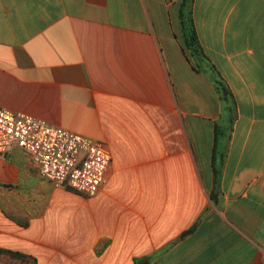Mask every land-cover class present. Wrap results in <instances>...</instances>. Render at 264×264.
<instances>
[{"label": "crops", "instance_id": "crops-1", "mask_svg": "<svg viewBox=\"0 0 264 264\" xmlns=\"http://www.w3.org/2000/svg\"><path fill=\"white\" fill-rule=\"evenodd\" d=\"M180 2L0 0V107L111 153L92 197L0 155V183L32 190L24 214L0 201V264H264V0L188 8L229 108L182 51Z\"/></svg>", "mask_w": 264, "mask_h": 264}, {"label": "built area", "instance_id": "built-area-1", "mask_svg": "<svg viewBox=\"0 0 264 264\" xmlns=\"http://www.w3.org/2000/svg\"><path fill=\"white\" fill-rule=\"evenodd\" d=\"M11 148L25 152L53 187L86 197L97 194L111 161L109 149L100 142L0 107V155Z\"/></svg>", "mask_w": 264, "mask_h": 264}, {"label": "trees", "instance_id": "trees-1", "mask_svg": "<svg viewBox=\"0 0 264 264\" xmlns=\"http://www.w3.org/2000/svg\"><path fill=\"white\" fill-rule=\"evenodd\" d=\"M192 0H182L180 3V19L183 28L184 44L182 51H187L194 61L193 69L204 75L208 80L215 86L217 92L220 95V98L226 104V107L229 108V93L225 89L222 80L216 74L213 66L208 63L207 58L205 57L200 45L198 44L196 34L192 28L191 21L185 18V8L189 7ZM14 257L22 258L14 254ZM23 259V258H22Z\"/></svg>", "mask_w": 264, "mask_h": 264}, {"label": "rangeland", "instance_id": "rangeland-1", "mask_svg": "<svg viewBox=\"0 0 264 264\" xmlns=\"http://www.w3.org/2000/svg\"><path fill=\"white\" fill-rule=\"evenodd\" d=\"M181 2H182V0H181ZM188 8L189 7L185 8V18L186 19H188ZM9 158L10 157H8V156H4L1 160L5 165H8L6 167H12L14 169H17V167L20 164H18L16 162L15 163L12 162V156H11V161ZM4 164H3V167H4ZM10 174L12 175L13 178H15L14 173H10ZM26 185L27 184L25 182H23L22 180L21 181H14V182H12V181L6 182L5 184L0 183V201H2L4 204L8 203V208H9L8 210H9L10 214H12V215L24 214L25 204L26 205L30 204L29 201H30L31 196H32V190L27 189L25 187ZM8 259L9 260H17V259L21 260V258H18V257H13V258H8Z\"/></svg>", "mask_w": 264, "mask_h": 264}]
</instances>
